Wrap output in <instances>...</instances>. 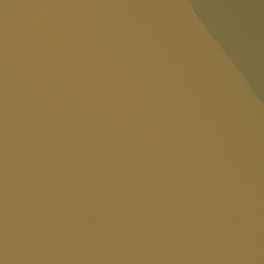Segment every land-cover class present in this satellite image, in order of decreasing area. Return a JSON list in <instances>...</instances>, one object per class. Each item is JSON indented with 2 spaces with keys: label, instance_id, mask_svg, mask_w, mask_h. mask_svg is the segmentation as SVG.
Segmentation results:
<instances>
[{
  "label": "water",
  "instance_id": "water-1",
  "mask_svg": "<svg viewBox=\"0 0 264 264\" xmlns=\"http://www.w3.org/2000/svg\"><path fill=\"white\" fill-rule=\"evenodd\" d=\"M0 264H264V0H0Z\"/></svg>",
  "mask_w": 264,
  "mask_h": 264
}]
</instances>
